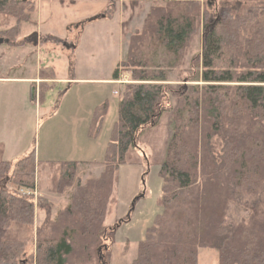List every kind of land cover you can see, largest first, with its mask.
Masks as SVG:
<instances>
[{
  "label": "trees",
  "instance_id": "trees-1",
  "mask_svg": "<svg viewBox=\"0 0 264 264\" xmlns=\"http://www.w3.org/2000/svg\"><path fill=\"white\" fill-rule=\"evenodd\" d=\"M118 3L109 0L99 17L113 18ZM206 7L202 9L201 0H153L141 26L130 33L126 58L113 79H119L123 67L132 81L123 84L104 168L83 184L78 172L85 162L63 161L55 188L60 193L73 188L70 203L56 216L47 209L37 230L35 256H26L28 240L9 229L34 224L36 151L15 161L0 159V264H102L98 252L104 250L109 260V247L100 246L115 174L138 147L141 129L157 125L166 112H172V134L159 170L162 211L139 242L132 264H199L200 248L216 249L218 264H264L260 199L245 201L252 212L246 222L231 223L227 214L229 201L264 193V0H221L214 9ZM36 11L35 0H0V17L15 18L0 30V38L18 46L48 39L65 43L50 35L41 40L37 32L17 42L23 23L36 24ZM200 24L202 50L192 59V68L178 70L174 84L169 71L157 64V52L181 55ZM74 64L72 53L70 78L75 77ZM40 72L43 81L34 100L39 95L42 102L55 72ZM106 111L107 102L95 108L89 135L100 132ZM215 138L222 142L219 155ZM10 183L18 188H9Z\"/></svg>",
  "mask_w": 264,
  "mask_h": 264
},
{
  "label": "rangeland",
  "instance_id": "rangeland-1",
  "mask_svg": "<svg viewBox=\"0 0 264 264\" xmlns=\"http://www.w3.org/2000/svg\"><path fill=\"white\" fill-rule=\"evenodd\" d=\"M55 1L63 0H52V3L46 0L47 8L54 6ZM220 1L201 0L202 9L207 8V4L214 9ZM135 3L131 1L121 6L123 15L124 13L127 15L123 28L118 17L113 23L87 24L80 35L82 24L96 19L94 17L100 14L97 8L84 7L81 10L82 16L73 20H69L67 10L66 12L61 10L55 14L51 24L40 31L35 24L23 23V36L17 40L18 43L25 40L32 32H39L38 37L42 40L45 35L42 31H53L58 35L66 32L70 39H66L65 43H56L50 39L42 43L38 40L36 45L26 43L25 48L4 41L0 44V159L15 161L33 149L36 151L37 159L34 173L36 184L34 196L37 201L34 224L30 226L13 224L9 229L11 235L20 234V237L28 240L25 247L26 256L36 254L37 230L44 222L47 209H51L52 215L56 216L70 203L73 188L64 190L63 193L55 188L56 181L61 177V164L65 160L96 161L104 155L112 126L118 117V103L124 90L123 84L131 82L132 77L130 71L126 72L121 67V77L118 81L124 78L128 81L120 82L119 86L94 83L73 84L70 87L69 84L57 85L49 82L50 88L42 102L38 99L39 95L36 100L32 98V88L35 84L5 78L42 77L41 67L53 69L58 77L67 76L70 59L68 52L74 49L70 46L71 42H81L82 45L77 52L76 74L94 78L113 77L117 65L126 58L128 36L141 26L142 19L150 7L149 4L143 5L140 2L134 7ZM251 4H254V1H249L248 5ZM129 7L133 9L131 16ZM93 13L99 14L93 16ZM42 16L44 14L39 12V16L35 13L33 18L40 20ZM10 17L9 20L0 17V30L15 23V18ZM79 17L81 18L78 19ZM202 32L203 25L200 24L179 56H171L163 49L157 52L156 62L160 68L169 71L172 83H177L178 70L192 68V59L202 50ZM167 63L169 65L173 63L170 69L169 66L166 67ZM191 83L204 84L203 81ZM114 90H117V94L113 93ZM105 102L107 111L100 132L91 136L87 128L90 127L94 110ZM172 102L175 108L178 105L177 99L173 98ZM171 119L172 112H166L157 125H148L141 129L137 139L138 147H133L129 151L128 162L121 165L115 174L103 225L106 235L100 246L103 250L104 244L109 247L110 259H107L105 250L99 251L102 264H132L137 257L139 242L144 240L148 227L162 211L159 199L163 181L159 176V170L172 134ZM213 144L215 153L219 155L222 148L221 140L215 138ZM21 147L26 149L19 152ZM14 153L18 155L10 156ZM103 168V158L96 162L82 163L78 178L84 184L90 178L99 177ZM9 188L18 187L10 183ZM255 199H260L259 217L264 220V193L259 192L256 195L243 194L240 200L229 201L227 210L229 222L248 221L252 212L251 208L245 205V201L251 203ZM119 221L124 223L118 229L110 230ZM199 264H218V251L200 248Z\"/></svg>",
  "mask_w": 264,
  "mask_h": 264
},
{
  "label": "crops",
  "instance_id": "crops-1",
  "mask_svg": "<svg viewBox=\"0 0 264 264\" xmlns=\"http://www.w3.org/2000/svg\"><path fill=\"white\" fill-rule=\"evenodd\" d=\"M36 3H37V11H36V14H38L39 16V12L43 13L44 16H42V19L40 18V20H36V26L38 28V30L40 31L41 28L45 27V26H48V24H51L52 20H54L53 18L55 17V14H58L61 10L65 11L67 10L68 13H69V20H73V18H76L78 16H82V13H81V10L82 8L86 7V8H97V10H99L98 12L100 13H93L94 15L93 16H96V15H101L104 8L107 6V3L109 0H63V1H55L53 2L54 3V6L52 5L50 8H47V5H46V0H35ZM131 1H135V5L134 7L138 4V2L142 3L143 5H148L149 6L151 5L152 1L153 0H119V3H118V11L115 13L114 17L109 19V18H104V17H94L96 19H93L92 21H88L87 23H83L82 24V28H81V31H80V35L83 34V31H84V28L86 27L87 24H103V23H113L118 17L120 18V22H121V25H122V28H123V22L125 21V17L127 16L125 13L123 15V9L121 8L122 5H127V3H130ZM50 2L52 3V0H50ZM45 7V9L43 8ZM133 7V6H132ZM129 15L131 16L132 15V10L131 7H129ZM101 11V12H100ZM66 12V11H65ZM50 13V14H49ZM118 13V14H117ZM92 16V17H93ZM124 17V18H123ZM81 17H79L78 19H80ZM91 18V17H89ZM51 27L53 25H50ZM72 31V30H70ZM43 34L45 35H50V36H54V37H57V38H61V39H70V37L68 36V34L65 32V34L63 35H58L56 33H54L53 31H42ZM123 33V32H122ZM38 35L39 32H38ZM75 44L76 47H74L73 45ZM74 49H72L70 52H68L69 56H71V54H75V63L78 61V55H77V52L78 50L82 47L81 45V42H71V45ZM23 48L27 47V45H23L22 46ZM128 48V47H127ZM36 51V49L34 50V52ZM41 68H44V67H41ZM74 69H76L75 67V64H74ZM53 70V69H51ZM55 72V71H54ZM68 74H69V64H68ZM67 74V76L65 77H58L55 73V76H54V79H48V83L51 82L53 84H57V85H60V84H69L70 87H72L73 84H76V85H80V84H94V83H97V84H109V85H118L120 84V82H118V79L115 80L113 79V77H108V78H94V77H85V76H79V74H76L75 72V77L74 78H70L69 75ZM121 77V76H120ZM42 77H7L5 79H11V80H17V81H26V82H29V83H33L35 84V88L36 90H38L39 88V84L40 82H42L43 80L41 79ZM39 83V84H37ZM60 83V84H59ZM119 86V85H118ZM117 90H114L113 93L117 94L116 93ZM75 108V106H74ZM79 108H77L78 110ZM89 129V127L87 128V130ZM109 140V138H108ZM107 140V142H108ZM26 149V147H21L20 151L19 152H23L24 150ZM103 150H104V146H103ZM104 152V151H103ZM20 154V153H19ZM104 154V153H103ZM16 156L18 155V153H14V154H11L10 156ZM104 156V155H103ZM103 156H101V158L99 160H96V161H100L102 160ZM5 160H8V159H5ZM9 161V160H8ZM67 161V160H65ZM81 161H84V162H96V161H91L89 159H84V160H81Z\"/></svg>",
  "mask_w": 264,
  "mask_h": 264
},
{
  "label": "water",
  "instance_id": "water-1",
  "mask_svg": "<svg viewBox=\"0 0 264 264\" xmlns=\"http://www.w3.org/2000/svg\"><path fill=\"white\" fill-rule=\"evenodd\" d=\"M4 41L3 38H0V44ZM35 97V87L32 88V98L34 99Z\"/></svg>",
  "mask_w": 264,
  "mask_h": 264
},
{
  "label": "built area",
  "instance_id": "built-area-1",
  "mask_svg": "<svg viewBox=\"0 0 264 264\" xmlns=\"http://www.w3.org/2000/svg\"><path fill=\"white\" fill-rule=\"evenodd\" d=\"M128 80L127 79H122V80H119L118 82H127ZM23 191V190H22Z\"/></svg>",
  "mask_w": 264,
  "mask_h": 264
}]
</instances>
